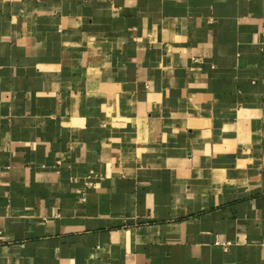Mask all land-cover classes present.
I'll return each instance as SVG.
<instances>
[{
    "label": "crops",
    "instance_id": "0c3cea01",
    "mask_svg": "<svg viewBox=\"0 0 264 264\" xmlns=\"http://www.w3.org/2000/svg\"><path fill=\"white\" fill-rule=\"evenodd\" d=\"M0 264H264V0H0Z\"/></svg>",
    "mask_w": 264,
    "mask_h": 264
}]
</instances>
